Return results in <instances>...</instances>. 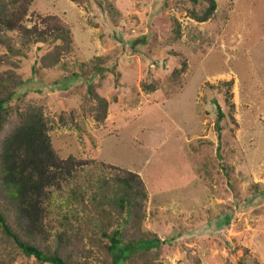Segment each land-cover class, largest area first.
<instances>
[{"label": "rangeland", "instance_id": "obj_1", "mask_svg": "<svg viewBox=\"0 0 264 264\" xmlns=\"http://www.w3.org/2000/svg\"><path fill=\"white\" fill-rule=\"evenodd\" d=\"M217 2L201 22L190 10L205 4L191 0H35L26 25L39 22L35 14L59 15L73 50L27 47L18 32L5 33L24 78L10 110L44 106L60 155L87 160L52 189L48 220L61 230L68 217L93 251L90 264L107 258L98 225L110 218L90 199L103 194L109 165L140 173L150 192L146 217L127 236L165 240L124 264H264V0ZM97 56L102 71L88 64ZM91 88L110 102L102 123L83 111ZM70 111L84 132L58 123ZM75 185L84 202L68 201Z\"/></svg>", "mask_w": 264, "mask_h": 264}, {"label": "trees", "instance_id": "obj_2", "mask_svg": "<svg viewBox=\"0 0 264 264\" xmlns=\"http://www.w3.org/2000/svg\"><path fill=\"white\" fill-rule=\"evenodd\" d=\"M34 1L0 0V264H16L18 255L27 258L28 264H90L93 251L68 217L61 224V230L48 220V202L55 197L52 189L62 190L87 160L74 155H60L51 139L50 132L54 126L44 106L29 105L15 110L9 107L24 78L18 71L19 64L13 61L14 48L5 33L18 32L22 45L27 47L60 43L63 49L73 50L71 25L59 15L35 14L39 22L31 28L26 25ZM191 1L195 5L205 4L201 11L196 8L190 10L193 18L205 22L215 16L217 0ZM88 64L102 71L105 58L97 56ZM187 66L188 62L184 61L181 70L185 71ZM176 75L178 77L180 72ZM223 83L232 85L233 80ZM143 87L154 91L157 86L144 81ZM88 94L93 104L91 107L83 106V111L99 123L104 122L109 114V100L92 88ZM218 109L219 118H223L224 113L220 107ZM58 123L84 132L74 111L61 114ZM90 148L88 151L93 152V146ZM109 166L113 174L104 177L99 185L103 194L100 196L93 192L90 200L102 211V217L110 218L98 225L102 235L109 237L110 241L104 243L107 250L104 264H124L133 253L150 252L165 240L156 233L151 237L146 234L140 239L127 236L129 225L146 217L150 192L140 173L116 165ZM69 190L68 201H85L79 186H72ZM112 223L118 226L110 234L107 228Z\"/></svg>", "mask_w": 264, "mask_h": 264}]
</instances>
